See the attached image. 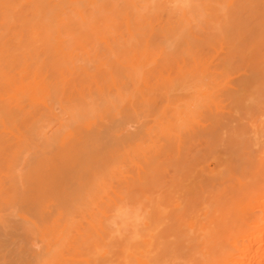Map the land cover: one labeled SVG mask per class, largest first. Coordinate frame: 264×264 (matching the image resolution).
<instances>
[{"label": "bare ground", "instance_id": "6f19581e", "mask_svg": "<svg viewBox=\"0 0 264 264\" xmlns=\"http://www.w3.org/2000/svg\"><path fill=\"white\" fill-rule=\"evenodd\" d=\"M111 254L264 264V0H0V264Z\"/></svg>", "mask_w": 264, "mask_h": 264}, {"label": "rangeland", "instance_id": "374dc122", "mask_svg": "<svg viewBox=\"0 0 264 264\" xmlns=\"http://www.w3.org/2000/svg\"><path fill=\"white\" fill-rule=\"evenodd\" d=\"M101 256H102V255H100V256L97 255V256H96L97 258H100V260H99V259H96V261L98 260V263H99V264H100V262H101V264H103V262H105V264H106V262H107V263L110 262L109 264H113V263L116 264L115 262H117V261L115 260L116 257L112 256V254L109 255V256H106V257H103V256L101 257ZM101 259H102V261H101ZM104 259H105V260H104ZM106 259H108V260H106ZM109 259H110V260H109ZM111 260H112V261H111ZM96 261H95V262H96ZM112 262H113V263H112ZM96 263H97V262H96Z\"/></svg>", "mask_w": 264, "mask_h": 264}]
</instances>
